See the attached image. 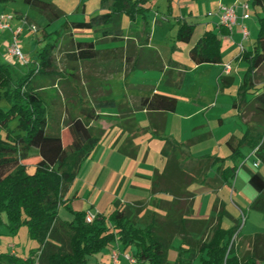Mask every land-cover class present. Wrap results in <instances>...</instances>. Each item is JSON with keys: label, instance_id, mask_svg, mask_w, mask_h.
<instances>
[{"label": "trees", "instance_id": "16d2710c", "mask_svg": "<svg viewBox=\"0 0 264 264\" xmlns=\"http://www.w3.org/2000/svg\"><path fill=\"white\" fill-rule=\"evenodd\" d=\"M8 1L0 0V4ZM101 1L109 3L106 11L86 21L71 22V25L86 29L99 26L104 38L85 41L74 40L72 35L66 37L65 44L71 47L70 53L74 59L100 63L103 69L100 71L102 77L96 80L97 86L90 87L88 102L84 97L79 98L85 105L79 107L77 115L65 114L61 119L60 116L56 119L57 123L64 124L70 134L71 142L67 146L63 144L60 128L51 127L48 109L42 99L43 84L37 82L44 79L52 84L54 78H60L53 57L57 40L43 47L37 53V63L15 80L13 68L0 63V214H5L4 219L0 215V222L10 234L25 225L29 237L39 244L37 251H32L26 258L15 253L0 252V264H87L88 256L101 252L114 242L123 248L133 247L134 264H192L196 255H199L196 264H264V232L240 237L249 240V248L239 254L232 245L225 258L234 234L239 238L238 219L231 227L224 228L221 220L227 213L223 205L209 219L192 218L193 194L187 189L192 183L215 188L231 182L237 166H224V163L226 160L232 163L237 159L244 160L241 148L245 145L254 151V156L264 165V135L252 137L249 129L241 138L227 142L230 154L226 157L205 155L193 159L185 155L186 162H182L177 154L180 153L183 159L184 145L164 135L165 118L152 117L147 128L153 137L164 141L161 154L166 160L162 171H156L152 177L151 193H167L172 198L153 199L151 209L141 202L122 204L115 201L114 209L107 216L96 213L89 223L84 219L85 211L73 212L69 221L59 218V207H67L65 194L84 161L96 150L104 133L101 127L93 125L101 116L100 110L116 107L128 122L133 121L132 115L136 110L164 114L175 111L177 107L176 97L158 92L140 97L135 105L115 104L108 75L123 71L127 74L136 69H162L163 64L156 50L145 47L149 36L147 30L143 29L142 40L124 38L121 32V16L127 15L131 23L138 15L145 17L148 8L144 5L148 0ZM23 2L46 16L48 21L62 15V11L50 1ZM250 6L254 10L258 7L261 15L258 16V31L252 49L243 54L247 69L237 89L239 100L234 106L241 114L250 112L256 119V126L264 129V85L256 90L254 84L256 71L264 65V0H250ZM178 25L175 40L189 42L194 25L185 20ZM108 36L112 41L123 40V45L96 47V43L106 42ZM188 56L197 65L220 63L221 46L217 34L213 30L202 33L189 49ZM70 69L64 72L67 75L61 80L64 83L73 81V89L83 94L84 89L76 82L77 66L73 65ZM166 74V84H174L169 79V73ZM231 82L232 78L223 77L220 84L228 86ZM71 93L65 90L67 97ZM247 94L253 96L247 100ZM2 102L6 106H2ZM140 130L143 129L137 127V131ZM31 150L36 151L39 160L35 163V171L28 173L24 161ZM119 150L135 156V152L130 154L123 148ZM216 163L217 176L210 177L208 170ZM184 164H188L187 167L183 168ZM210 180L215 184L210 185ZM248 183L256 191L248 209L264 213V175L259 171H249ZM194 233L200 237L194 239ZM175 237L180 239V245L176 248L174 262L169 263L167 254Z\"/></svg>", "mask_w": 264, "mask_h": 264}, {"label": "rangeland", "instance_id": "374dc122", "mask_svg": "<svg viewBox=\"0 0 264 264\" xmlns=\"http://www.w3.org/2000/svg\"><path fill=\"white\" fill-rule=\"evenodd\" d=\"M47 1L52 2L62 11V15L59 18L48 21L46 16L36 9L28 6L23 2V0H9L5 4H0V14H3L6 17V22L9 25V28L0 29V63L9 64L13 68V78L15 80L16 78L22 76L29 67H33L35 63H37V53L43 47H45L48 43H52L57 40L53 57L55 60L54 65L57 71L56 73L61 74L59 76L60 78L59 80L54 78V82H52V84L49 83L48 80L44 79H39L37 82H42L43 84L41 89L43 92L42 99L48 109L51 127L56 126L57 128L58 126L60 128V132L66 143L67 140H71L70 134L62 122L57 123V117L60 116L61 119L65 114H70L71 116L77 115L79 107L85 105V103L82 102L83 100H80L79 98L84 97V99H86V103L88 102L90 99V87L94 88L97 86L96 80H99L102 77L100 71L103 70L100 63L84 62L74 59L72 56L73 54L70 53L71 47L65 44L70 35H72L74 40L85 41H97L104 38L101 30H99V26L93 27L92 29H86L73 27L71 22L86 21L90 17L104 12L108 9L109 3H102L101 0ZM213 2H215V0H148L146 5H144L148 8L145 10V17L138 15L135 21L131 23L127 15L123 14L121 16L120 26L122 33L126 36L129 31L140 33L139 31H143V29L147 30L149 34L151 33L154 36L153 46L158 48L156 50H158L160 54L166 58V60L168 59L166 55L170 49V45L173 42L178 43V45H181V50L177 51L176 60L184 66L190 63L188 55L184 50V45L187 43L177 42L174 38L179 25L177 24L174 29H171V26L167 23H175L177 15L182 16L180 21L185 20L188 24L195 26L194 29H196L192 35V41H195L197 40L200 32L199 25L203 23L204 19L207 17L206 13L210 11V14H214L213 9L215 4H213ZM171 9L173 11L172 14L170 13ZM256 10L258 14L256 13ZM249 13L250 18L244 21L251 32V36L244 42V46L247 50L252 48L256 39L258 30L257 20L258 16L261 15V11L258 7H256L255 10L253 7H250ZM164 17L166 18L165 20L162 19ZM160 23L162 24L161 26L159 25ZM154 24H157L155 31L153 30L154 28H152V25L154 26ZM29 25H34L37 31H31ZM16 28H21L18 45L23 55L26 59H28L27 64L17 60L6 52V46L11 39L12 30ZM6 37L8 38L7 40ZM106 40V42L96 43V47L111 48L123 45L124 43L123 40L112 41L109 36L106 37ZM4 42L7 43L3 45ZM73 65L77 66L76 75L78 76V80L76 82L79 87L84 89L83 94H79L75 89H73V81L64 83V81L61 80L65 78V75H67L64 72L71 71L72 69H70V67ZM232 67V74L235 76V82L230 86V89L232 91V95L235 96L238 79L241 72L245 70L246 64L241 63L238 74L234 68V64H232ZM158 75L159 72L158 74H149V72L144 73L142 70H133L127 74L123 71L108 75V82L112 92L111 97L116 105L125 102L129 99V96L142 91L144 87L143 85L149 84L152 80L155 81ZM177 75L178 74L174 77ZM184 75H186L185 82L182 84V77ZM180 79V89L175 88L174 85L168 86L163 82L160 86V91L157 92L174 96L180 101H184V94L194 89V76L189 71H184L180 74ZM254 81L256 85L255 89H260L261 86L258 85L264 83V65H261L256 71ZM164 87H166V89H163ZM65 90H70L72 92L71 95L67 97L65 95ZM164 91H167L168 93ZM226 99H229V95L226 96ZM1 105L6 106L5 102H2ZM228 109L229 111H221L224 120L222 124H219L217 119H215V123H213L212 126L214 135L212 134V140L205 144L210 145L212 149H214V153L218 152L222 155L228 151L227 147L224 149L223 146L222 150H224V152H222L218 149L213 140L231 132L232 130H245V125L241 120L242 118L235 115V110L231 106H229ZM213 113H215V110H213ZM208 118L209 117L207 116L206 120ZM261 134L264 135V131L258 132V135ZM105 142H107V140L104 138L103 144H105ZM154 143L156 144H152L153 146L150 145L151 151L147 159L144 158L145 151L143 154L141 152V155H139L137 159L127 156L128 158L124 163L115 156L105 155L101 158L97 155L95 158H92V154L84 161L70 187L67 194L68 206L73 210H80L83 206L86 207V210L93 213H96L97 210L99 213L107 216L114 209V202L119 201V196L122 198L124 196L123 191L122 193H119L118 197L113 192L119 183L124 186L128 185V183L132 180L142 182V178H136L134 170H136V172H141L143 167H148L150 164H153V162H158L157 159L153 157H155L154 153L159 154V142L155 141ZM202 146L203 145H196L194 147L196 150L192 149L193 154H202ZM212 149H210L209 152ZM242 151L245 155L249 152L247 148H242ZM37 158L38 156L35 151L31 150L28 158L24 161L28 163V173H33L35 171V162ZM255 159V157H250L247 160L245 167H240L242 162L241 159L237 161V173L232 180L229 193L228 189H226V208L230 214L236 217L239 221V228L237 229V232H239V238H236L233 244L239 254L249 248V240L242 239L240 237L253 235L257 232H264V213L248 209L249 203L256 195L255 190L248 183L249 171H259L262 175H264V165L261 163H258L255 167L252 165V162L256 161ZM102 167L104 168L101 170ZM142 171L146 172V170ZM142 173L143 172H141V174ZM123 176L125 177L123 178ZM91 204H93V206H91ZM65 208V206H62L59 210L61 218H67L69 215ZM0 215L2 219L5 218L4 213H1ZM228 221H231L230 218L224 217L223 224L227 225ZM38 245L37 241L29 237L28 230L25 225L20 226L16 233L10 234L3 222H0V252L10 254L13 247L15 248L14 250L17 255L22 258H26L32 251H37ZM133 251L134 250L130 249L128 252L133 254ZM109 258L110 253H108L106 249H103L97 254L88 256L87 264H106Z\"/></svg>", "mask_w": 264, "mask_h": 264}, {"label": "crops", "instance_id": "0c3cea01", "mask_svg": "<svg viewBox=\"0 0 264 264\" xmlns=\"http://www.w3.org/2000/svg\"><path fill=\"white\" fill-rule=\"evenodd\" d=\"M243 2H248L249 9H250L251 7L250 0H215V2H213V4H215V7L213 9L214 14H209L210 11H208L206 13L207 17L204 19V22L199 25L200 32L197 37V40L202 35V33H204L207 30H213L217 34V38L219 39L220 46H221V62L220 63H215V64L203 63V64L197 65V64H194L188 56L190 63L182 66V64L176 60V54H177V51L181 50V45H178V43H174V42L169 47L170 49L166 55L168 59L166 60V58L162 54H160L158 50H156L158 48L156 46H153L154 36L151 33L149 34L148 41L145 47L148 49H154L159 53L162 64H163V68L162 69H155V68L136 69V70H142L144 73L149 72V74H158L159 72V75L155 79V81L152 80V82H150L149 84L143 85L144 87L142 91L134 93L133 95L129 96L128 100L120 104H117V105H128V106L135 105L137 104L140 97L150 96L153 92L160 91L161 84L163 82L164 84H166V80L168 77L166 73H169V79L171 80L172 83H174L172 85H174L175 88L180 89V83H181L180 74L183 73L184 71L186 72L189 71L194 76V83H195L194 89L184 94L185 95L183 97L184 101L183 100L180 101L179 99H177V107L175 111L166 112L164 114H161L159 112L151 114L147 112L146 110H136L133 112V115H132L133 121L126 122V120L121 117L116 107H113L111 109L108 108V109L100 110L99 113L101 116L97 121L93 122V125H97L101 127L104 133L101 137V139L102 138L103 139L102 140L100 139L97 145V148L93 153L92 158L93 157L95 158L97 155L101 158L102 156L110 155V156L117 157L120 161L124 163L126 162V159L128 158L127 156H130V157L132 156L128 154H124V152L119 150L120 148H123L124 151L127 153L132 154L133 152H135V156H133L135 159H137L138 156L141 155V152L143 154V152L145 151L144 158L147 159L151 151L150 145L153 146L152 144H156L154 143L155 141L159 142L158 143L159 154L154 153L155 157H153V158H156L158 162H153V164H150L148 167H143L142 170H146V172L139 169L141 170V172H143L142 174L141 172H136V170H134V174L136 178L138 179L142 178L143 181L136 182L132 180L128 183V185H124V186L121 185V183H119L117 188L114 189L113 192L115 195H117V197L119 193H122L123 191V195H124L123 198L119 196V201L122 204L141 202L143 204H146L148 209H151L152 207L150 205V202L153 199L160 198L164 200H170L172 198V196L167 193H156V194L151 193L152 177L156 171L157 172L162 171V169L164 168L166 159L161 154V149L164 146V141L153 137L151 130L147 128L149 125L150 118L152 117L158 118V119L165 118L164 135L167 136L169 139H172L184 145V147L182 148L183 153H184V156L182 155L183 159L181 158L180 153L177 154V157L180 160H182V162L184 161L186 162L187 158H185V155H190V157H192L193 159H196L198 157L205 156V155H213V156H218L221 158L226 157L230 154V148L228 147V144H227V142L230 139L241 138L243 133L248 129L252 137L253 136L257 137V134L259 131L260 132L264 131V129L256 126L255 124L256 119H254L251 116L250 112L248 114L247 113L241 114L240 110L234 106V103L237 102V100H239V97L237 95V89L242 81L243 74L245 70L247 69V61L243 59V54L252 49L251 48L250 50H247L244 46V42L251 36V32L249 31L247 25L244 23L245 20H248L250 18L249 9L247 11V14L249 15L248 18L242 19L241 9L239 7L237 8L236 10L237 20L231 32H228L227 29H225L223 26L220 25L219 18L217 15V8L219 4L240 5ZM170 13L171 14L173 13L172 9ZM181 17L182 16L177 15V18L175 19V23L169 22L167 24L171 26L170 27L171 29H174L177 26V24H179ZM162 19L165 20L166 18L164 17ZM159 25L161 26L162 24L160 23ZM154 26L152 25V28H154L153 30L155 31L157 24L156 25L154 24ZM241 26H245L246 29L248 30V37L245 39L242 38ZM121 32H122V29H121ZM139 32L140 33L129 31L126 36H124L122 33V36L124 38H133L135 40H142L143 31L141 30ZM7 39L8 38L6 37V40ZM197 40L192 41V37H191L190 41L187 42L186 45H184L185 46L184 50L186 51L187 55H188L189 49L195 44ZM6 43L4 42L3 45H5ZM240 43L243 46L242 51H240L239 49ZM241 63H245L246 68L240 74V77L238 79V86L236 89V93H235V96H233L232 91L230 89V86L235 82V76H233L232 74L233 72L232 64H234V68L236 69V72L238 74ZM225 64L230 65V70L228 73L224 72ZM176 74L178 75L174 77ZM165 75H166V78H165ZM185 76L186 75L182 77L183 79L182 84H184L185 82ZM223 77L232 78L231 84L228 86H221L220 84L221 78ZM132 85L136 87L134 84ZM262 85H264V83L258 86L262 87ZM163 89H166V87H164ZM164 92L168 93L167 91H164ZM227 94L229 95L228 100L226 99V96H228ZM252 96L253 95L247 94L246 99L249 100ZM229 106H231L235 110V115L242 118L241 120L243 121L245 125V130L243 131L242 130H235V131L232 130L231 132L226 133L222 136H219L217 139L213 140V142H215V144L217 145L220 151L224 152V150H222V147L224 146V149L227 147L228 151L222 155L218 152L214 153V149H212L210 145H205V144L212 140V136L214 135L212 126H213V123H215L214 122L215 119H217V122L219 124H222L224 120H223V114L221 113V111H224V110L229 111L228 109ZM213 110H215V113H213ZM207 116L209 118L206 120ZM245 117H248V118H245ZM137 127L142 128L143 130L137 131ZM262 127H264V125H262ZM144 128H147V129H144ZM104 138L107 140L105 144H103ZM62 140L65 146L68 145L71 141V140H67L65 143L63 136H62ZM196 145H203L202 150H201L202 154H193L192 149H195L194 147ZM242 148H247L249 150L247 155H245V153L242 151ZM242 148H241V152L245 156V159L241 160L242 162L240 164V167H245L247 160L250 157H255V156H254L253 150L249 146L245 145ZM210 149L212 150L209 152ZM169 153L172 154V151H169ZM38 160H39V157L37 158L36 162ZM238 160L239 159L235 160L233 163L230 162V160H226L224 163V166L226 165L236 166ZM255 160L256 161L252 162V165L254 167L257 166V164L259 163L257 158ZM25 164L27 165L28 163L25 162ZM187 165L184 164L183 168L187 167ZM190 166L191 164H189V167ZM217 167H218V163L214 164L213 166L209 168L208 174L210 177L214 176L215 178L217 176V172H216ZM103 168L104 167H102L101 170ZM124 177L125 176H123V178ZM217 181L218 180L216 178L215 182ZM215 182H213L212 180L209 181L210 185L215 184ZM229 183L222 184L221 186H215V188H211L207 185H203L199 183L190 184L187 189L193 194V196L191 197V200H192L191 217L195 219H209L215 216L216 212H218L219 206L223 205V208L227 214L222 217L221 224L224 228L231 227L235 223L237 218L231 215L230 212L226 208L227 206L226 189H228V193H229L232 181ZM68 192L65 194V197H64V200H66V204H67V207L65 209L69 213L68 217L67 218L60 217L59 210L62 206H60L58 210L59 218L64 221L71 220L73 217V212L75 211H85V212L89 211V210H86V207H83V206L81 207L80 210H73L72 208H70L68 206V201H67ZM215 204H216V210H214ZM91 206H93V204H91ZM96 213H99V212L96 210ZM224 217H229L232 222L228 221L227 225L223 224ZM192 236L194 239H197L200 237V235L196 233L192 234ZM179 245H180V239L178 237H175L172 240V244H171L172 247L169 249L168 254H167V260L169 263L174 262L177 256L176 248ZM113 248L118 249L120 252H128L130 249L133 250V247L123 248L117 242L109 244L104 249H106L108 253H110L111 249ZM14 249L15 248L12 247L11 253L16 254V251ZM198 258H199V255H196V257H194L193 259L192 264H196L198 261ZM106 264H111L110 258L108 259V262H106ZM120 264H128V263L125 260L121 259Z\"/></svg>", "mask_w": 264, "mask_h": 264}, {"label": "built area", "instance_id": "2783aa9c", "mask_svg": "<svg viewBox=\"0 0 264 264\" xmlns=\"http://www.w3.org/2000/svg\"><path fill=\"white\" fill-rule=\"evenodd\" d=\"M241 9V18L246 19L248 18L247 11L249 9V3L248 2H243L240 5L232 4V5H225V4H219L217 8V15L219 18V23L221 26H223L225 29H227L229 32H231L233 26L236 24L237 20V14L236 10L237 8ZM210 14V13H209ZM9 28L8 23L6 22V17L3 14H0V29H5ZM29 28L31 31L36 32L37 29L34 25H29ZM21 33V28H16L12 30L11 33V39L9 40V43L6 46V52L16 58L19 61L24 62L25 64L28 63V59L23 55V53L20 50V47L18 45V38L19 34ZM241 34L242 38L245 39L248 37V30L246 29L245 26H241ZM239 49L240 51L243 50V46L240 43L239 44ZM230 70V65L225 64L224 65V72L228 73ZM254 152V151H253ZM96 213H93L91 211H86L84 215V219L86 222H91L95 218ZM236 234L232 237L229 246L226 251L225 258L227 256V253L230 249V247L234 244V240L236 239ZM110 259H111V264H120V260L123 259L125 260L128 264H134L135 263V258L134 256L129 253V252H120L118 249H111L110 251Z\"/></svg>", "mask_w": 264, "mask_h": 264}]
</instances>
